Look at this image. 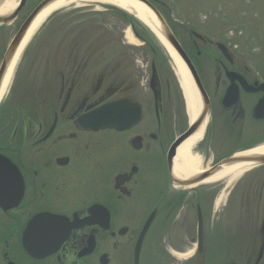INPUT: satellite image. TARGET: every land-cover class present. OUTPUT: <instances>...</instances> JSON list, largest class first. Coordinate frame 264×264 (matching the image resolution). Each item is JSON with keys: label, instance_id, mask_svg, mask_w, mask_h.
I'll return each mask as SVG.
<instances>
[{"label": "flooded vegetation", "instance_id": "1", "mask_svg": "<svg viewBox=\"0 0 264 264\" xmlns=\"http://www.w3.org/2000/svg\"><path fill=\"white\" fill-rule=\"evenodd\" d=\"M85 44L23 56L1 100L0 264H264V165L233 184L201 183L223 160L264 146L257 79L220 56L206 80L193 61L210 109L192 150L200 174L179 178L175 145L191 122L162 65L133 51L94 56ZM107 106L125 129H84Z\"/></svg>", "mask_w": 264, "mask_h": 264}, {"label": "rangeland", "instance_id": "2", "mask_svg": "<svg viewBox=\"0 0 264 264\" xmlns=\"http://www.w3.org/2000/svg\"><path fill=\"white\" fill-rule=\"evenodd\" d=\"M8 1L0 0V7L7 6ZM44 1L29 0L12 24L0 28V66L18 31ZM160 10L183 48L200 68L202 78L214 81L216 65L213 62L220 54L214 45L204 44L194 38L191 35L193 32L214 44H226L237 62L264 80V0H168L166 6H161ZM131 20L127 13L111 5L89 3L70 6L49 18L20 58L46 57L47 54L59 52L61 55V43L74 40L86 41L84 49L88 50V46L94 47L92 50L99 51L94 56L98 57H118L123 54L128 56V52L133 51L162 65L164 81L171 82L174 95L179 98L178 109L186 110L183 93L168 52L158 38L145 29L146 27L143 28V24L135 21L137 25L134 29L141 40L130 42L127 32L134 33L129 24ZM146 39L149 42L145 46L143 40ZM113 40L117 44L113 54V48H97L103 42ZM123 42L131 43L128 50L124 48L127 45H123ZM192 42L197 44L201 52L206 50L200 60L196 58L197 51ZM255 102V98L251 100V104Z\"/></svg>", "mask_w": 264, "mask_h": 264}, {"label": "bare ground", "instance_id": "3", "mask_svg": "<svg viewBox=\"0 0 264 264\" xmlns=\"http://www.w3.org/2000/svg\"><path fill=\"white\" fill-rule=\"evenodd\" d=\"M20 0H9L7 2V6L0 7V16L6 14L12 7L16 6ZM89 3H96L102 5H111L121 9L122 11L131 14L137 20H139L142 24H144L151 32L159 39L163 47L168 52V55L171 57L174 71L176 77L178 79V83L180 85L181 91L183 93V97L186 104V111L189 117V121H194L200 113L201 110V100L197 94L195 89L194 83L191 79V76L183 65L179 57L176 53L171 49V47L165 42L163 39L159 29L160 24L155 19L153 14L142 4L134 1V0H58L57 2L53 3L47 9H45L34 21L33 25L31 26L29 32L27 33L23 43L21 44L19 51L15 57L13 65L9 69L2 84L0 96L2 97L10 84L12 79L14 70L16 65L18 64L21 55L23 54L25 48L28 44L32 41V39L38 34V32L42 29L43 25L48 21V19L53 16L55 13L59 12L62 9H66L70 6H80ZM127 39L130 42H136L137 40L135 37L130 33L127 32ZM202 133L194 136L193 138L189 139L178 151L177 154V167H176V175L179 178H191L198 176L201 171L200 166V159L198 156H194L192 154V150L194 149L195 145L201 140ZM248 157L257 155V154H264V146L246 153ZM251 165L241 164L229 168H225L222 173L216 175L215 177L203 182V184H216L219 182L220 179L225 178L226 176H230V184H233L235 180H237L246 169L250 168Z\"/></svg>", "mask_w": 264, "mask_h": 264}, {"label": "water", "instance_id": "4", "mask_svg": "<svg viewBox=\"0 0 264 264\" xmlns=\"http://www.w3.org/2000/svg\"><path fill=\"white\" fill-rule=\"evenodd\" d=\"M28 0H20L19 3L12 9L9 10L6 14H3L2 16H0V27L6 26L11 24L20 14V12L24 9V7L26 6ZM58 0H46L44 1L35 11L34 13L30 16V18L26 21V23L23 25L22 29L20 30V32L18 33V35L16 36L15 40L13 41V43L11 44L9 50L7 51L6 55H5V59L3 62V66L2 69L0 71V88L1 85L6 77L7 72L9 71V69L11 68L15 57L19 51V48L21 46V44L23 43L27 33L29 32L31 26L33 25L34 21L37 19V17L45 10L47 9L49 6H51L53 3L57 2ZM140 4H142L143 6H145L155 17V19L158 21V23L160 24V33L163 37V39L165 40V42L171 47V49L177 54V56L181 59V61L183 62V64L186 66L187 70L190 73V76L194 82V85L198 91L199 94H201V96H205L203 93V89L201 87V83L199 81V78L197 76V73L193 67V65L191 64L190 60L188 59L187 55L185 54V52L183 51V49L181 48L180 44L178 43V41L176 40L175 36L173 35L172 31L170 30V28L167 26V24L165 23V21L163 20L162 16L159 14V12L153 7V5H151V3H149L147 0H134ZM220 49L225 53V49L223 47H220ZM1 90V89H0ZM205 105L206 103L203 102ZM110 112H107V115ZM256 117L258 119H264V100L262 102H260V105L258 106V108L256 109ZM92 117L88 118L87 120H83V122H81L82 126L85 129H95L97 130L98 128H106V127H124L122 125L123 120L120 119L119 121L112 119V116L109 115V118L103 121H100L99 123L94 122L92 119ZM118 122V123H116ZM95 127V128H94ZM201 125L200 122L197 123L188 134H186L183 138H181L177 145H179L180 143H182L183 141H187L190 138H192L193 136H195L201 129ZM176 145V146H177ZM238 155L227 159L226 161H224L223 163H221L219 165V167L217 169H224L225 167H231L232 165H238L240 163H253V164H263L264 163V157L263 156H258V155H253L247 158H239ZM219 171V170H218ZM217 170H215L214 172L210 173L207 177H212L214 175H216L218 173ZM206 177V179H207Z\"/></svg>", "mask_w": 264, "mask_h": 264}]
</instances>
